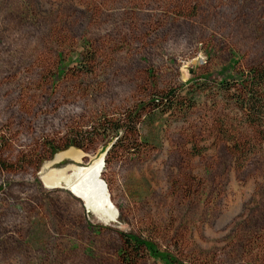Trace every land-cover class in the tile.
Listing matches in <instances>:
<instances>
[{
	"label": "rangeland",
	"instance_id": "374dc122",
	"mask_svg": "<svg viewBox=\"0 0 264 264\" xmlns=\"http://www.w3.org/2000/svg\"><path fill=\"white\" fill-rule=\"evenodd\" d=\"M234 56L264 61V0H0V264H122L124 235L156 246L140 264H264V127L218 87ZM171 91L192 107L154 106ZM136 109L130 151L66 149L72 129ZM72 148L107 152L116 223L44 188Z\"/></svg>",
	"mask_w": 264,
	"mask_h": 264
},
{
	"label": "trees",
	"instance_id": "16d2710c",
	"mask_svg": "<svg viewBox=\"0 0 264 264\" xmlns=\"http://www.w3.org/2000/svg\"><path fill=\"white\" fill-rule=\"evenodd\" d=\"M238 63L237 58L234 56L230 60L228 67L222 68L219 73L221 79L218 83V87L224 95L229 94L228 96L231 97L229 101L239 108L244 123L250 125L254 129L260 130L264 127V61L249 68L247 71H240L237 68ZM233 73L240 77L239 80L230 78ZM152 103L157 108L166 107L167 109H179L180 111L186 107H192V105L186 106V99L172 91L161 98L153 100ZM141 110L142 109L128 111L118 119L103 117L99 120L91 121L88 123V129L85 130H78L76 128L72 129L70 138H66L65 140L67 142L66 149L70 147L84 148L85 142L93 143L100 139H112L114 140V143L111 150L108 151V158L111 154L115 153V148L119 147V144L116 146L118 142L123 144L125 151L131 149V147L134 148L141 132L140 127L142 126L143 118ZM126 143H128L127 146L124 145ZM46 149L47 153L50 154H55L57 152V149L53 146L52 142H48ZM121 152L122 151H117L115 154L118 155ZM107 163H109V158L107 159ZM4 167L6 166H3L0 163V168L4 169ZM104 169L106 170V167H104ZM105 170L103 173H105ZM43 186L47 190L63 189L47 188L44 183ZM63 190L68 191L66 189ZM68 192L80 201L87 217L90 219L83 200L74 195L71 191ZM122 239L124 247L120 254L122 264H140L142 262L144 251L151 253L152 256L155 257L158 255V250L152 243L128 235H124Z\"/></svg>",
	"mask_w": 264,
	"mask_h": 264
},
{
	"label": "bare ground",
	"instance_id": "6f19581e",
	"mask_svg": "<svg viewBox=\"0 0 264 264\" xmlns=\"http://www.w3.org/2000/svg\"><path fill=\"white\" fill-rule=\"evenodd\" d=\"M83 157L84 154L75 149L58 154L53 161L45 164L40 173L41 180L47 188L69 189L83 200L90 217L95 216L105 224L116 223L118 211L102 179L104 156L93 158L88 164L84 163ZM63 161H72L73 164H67L62 169H52L53 165Z\"/></svg>",
	"mask_w": 264,
	"mask_h": 264
},
{
	"label": "flooded vegetation",
	"instance_id": "af4514ba",
	"mask_svg": "<svg viewBox=\"0 0 264 264\" xmlns=\"http://www.w3.org/2000/svg\"><path fill=\"white\" fill-rule=\"evenodd\" d=\"M72 149H74V148H72ZM70 150H71V149H70ZM75 150H76V149H75ZM77 151H79V150H77ZM80 152H82V151H80ZM61 153H62V152H61ZM82 153H83V152H82ZM59 154H60V153H59ZM83 154H84V153H83ZM57 155H58V154H57ZM57 155H56V156H57ZM102 155L104 156V163H105L104 167H106V157H105L104 154H102ZM102 155H100V156H102ZM56 156H55V157H56ZM100 156H97V157H100ZM84 157H86L85 154H84ZM91 160H92V159H91ZM91 160H90L89 162H91ZM49 162H50V161H49ZM89 162H88V163H89ZM47 163H48V162H47ZM85 163H86V162H85ZM88 163H87V164H88ZM104 170H105V169H104ZM103 174H104V173H103ZM102 177H103V176H102ZM84 204H85V203H84ZM85 207H86V205H85ZM88 215H89V213H88ZM89 217H90V216H89ZM90 219H94V220H96V221L99 222V223L102 222L100 219L96 218L95 216H94V218L90 217ZM101 224H104V225H111V224H113V223L111 222V223H108V224L106 223V224H105L104 222H102Z\"/></svg>",
	"mask_w": 264,
	"mask_h": 264
},
{
	"label": "water",
	"instance_id": "95a60500",
	"mask_svg": "<svg viewBox=\"0 0 264 264\" xmlns=\"http://www.w3.org/2000/svg\"><path fill=\"white\" fill-rule=\"evenodd\" d=\"M106 154H107V152L105 153V157H106Z\"/></svg>",
	"mask_w": 264,
	"mask_h": 264
}]
</instances>
